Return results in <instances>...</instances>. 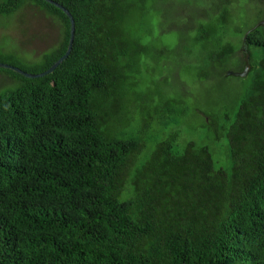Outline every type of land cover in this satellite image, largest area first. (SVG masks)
I'll return each mask as SVG.
<instances>
[{
    "label": "trees",
    "instance_id": "16d2710c",
    "mask_svg": "<svg viewBox=\"0 0 264 264\" xmlns=\"http://www.w3.org/2000/svg\"><path fill=\"white\" fill-rule=\"evenodd\" d=\"M52 1L75 21L68 59L39 79L2 69L19 85L0 94V264H264V25L230 42L238 2L209 0L212 18L180 34L202 51L198 77L223 76L233 89L219 105L234 114L201 113L225 139L221 164L210 146L175 151L177 134L128 131L136 115L147 116L139 133L162 128L181 105L156 92L147 109L153 94L138 91L170 52L145 38L157 0ZM27 6L57 27L58 42L33 61L0 48V63L41 74L65 55L71 24L44 0H3L0 16ZM246 35L251 71L229 76L245 69Z\"/></svg>",
    "mask_w": 264,
    "mask_h": 264
},
{
    "label": "rangeland",
    "instance_id": "374dc122",
    "mask_svg": "<svg viewBox=\"0 0 264 264\" xmlns=\"http://www.w3.org/2000/svg\"><path fill=\"white\" fill-rule=\"evenodd\" d=\"M237 2L236 6H233L235 11L232 10L233 17L228 36V41L235 44L240 42V37L238 38L240 31H248L264 21V10L260 9V6L249 0H237ZM156 5L155 10L150 11L148 15L147 28L151 32L150 34L146 32L145 38L152 41L157 50L168 49L170 52L151 62L153 71L150 70L148 73L144 71L143 81L137 77L140 81L138 91L144 93L148 89L151 90L155 100L143 104L147 109L158 103L156 92L181 99V105L178 107L175 120L168 122L162 128L152 125L151 129L139 133L138 130H144L147 116L136 115L128 131L136 136L141 135L144 140L152 138L158 141L177 134L175 151H183L189 142H194L198 146H210L216 151L215 160L226 164L222 154L225 139L221 136V130L208 127L204 123L206 116H201V113L214 114L218 117L225 113L234 114L235 110L232 111L230 108L224 111L219 105L221 101L219 99L233 93V89L223 76L217 75L209 81H202L197 74L203 65L197 57L202 51L194 48L192 44H180V34L186 35L189 33V28L194 30L199 22L212 18L214 12L212 2L157 0ZM58 35L57 27L52 26L49 18L31 6L9 17L0 16V48L16 52L28 61L37 60L52 48L58 42ZM196 66L198 69L193 70ZM18 85V80L14 76L0 69V94L9 92ZM114 105L117 107V103ZM116 110L119 108L117 107ZM121 115L122 118L126 117L124 114Z\"/></svg>",
    "mask_w": 264,
    "mask_h": 264
},
{
    "label": "water",
    "instance_id": "95a60500",
    "mask_svg": "<svg viewBox=\"0 0 264 264\" xmlns=\"http://www.w3.org/2000/svg\"><path fill=\"white\" fill-rule=\"evenodd\" d=\"M45 2L54 5L55 7H57L58 9L62 10L69 18L70 20V24H71V34H70V39H69V46L68 49L65 53V55L63 57H61L50 69H48L47 71H45L44 73L41 74H30L27 73L23 70H21L20 68H17L15 66L9 65V64H4V63H0V69H6V70H10V71H14L15 73L22 75L23 77H26L28 79H39V78H43L47 75L53 74L55 72V70L63 63L65 62L68 57L70 56L72 50H73V46H74V41H75V21L73 16L71 15V13L64 8L62 5L52 1V0H44ZM264 25V21H262L261 23H259L255 28ZM251 31L248 32V34ZM247 34V35H248ZM247 35L244 37L243 42L244 45L241 48V52L245 53V69L242 73H236V72H228V75L231 76H236V77H241L244 78L246 76H248V74L251 71V65H250V54L247 53V45H246V39H247Z\"/></svg>",
    "mask_w": 264,
    "mask_h": 264
}]
</instances>
